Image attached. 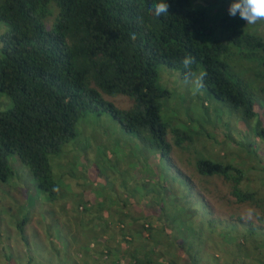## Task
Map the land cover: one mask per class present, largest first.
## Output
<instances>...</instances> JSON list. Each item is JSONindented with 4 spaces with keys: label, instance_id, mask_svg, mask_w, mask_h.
<instances>
[{
    "label": "trees",
    "instance_id": "1",
    "mask_svg": "<svg viewBox=\"0 0 264 264\" xmlns=\"http://www.w3.org/2000/svg\"><path fill=\"white\" fill-rule=\"evenodd\" d=\"M155 2L0 0V22L11 25L1 36L0 90L12 102L0 110L1 181L14 175L8 159L13 153L37 186L56 197L59 189L51 179L49 158L61 153L89 112L108 113L124 130L166 156L172 150L168 131L176 146L190 141L189 132L162 116L161 98L169 91L157 84L159 63L175 67L185 80L198 76L199 85L237 116L255 120L253 132L264 142V124L256 117V100L264 91V36L246 31V22L228 15L212 21L209 11L194 7L192 0H167L169 14L156 18L150 8ZM51 3L57 7V19L46 28L41 21ZM104 93L124 94L132 106L120 108ZM194 168L201 176L229 184L234 201L253 208L259 223H226L215 218L201 198L199 219L184 215L179 222L161 224L151 213L145 217L147 223L135 229L120 218L116 239L107 228L113 225L106 222L109 215L106 223L90 226L97 249L77 243L89 250L82 263L115 264L127 256L128 264H264L262 190L243 185L246 179L250 184V176L230 161L202 155ZM185 193L182 204L188 203L189 191ZM190 207L186 206L188 212ZM210 245L218 247V253L210 252ZM27 264H34L32 258Z\"/></svg>",
    "mask_w": 264,
    "mask_h": 264
},
{
    "label": "rangeland",
    "instance_id": "2",
    "mask_svg": "<svg viewBox=\"0 0 264 264\" xmlns=\"http://www.w3.org/2000/svg\"><path fill=\"white\" fill-rule=\"evenodd\" d=\"M192 2L194 7L206 8L212 21L227 15L229 0ZM57 12L51 3L41 24L51 27ZM10 27L9 23L0 22V47L1 36ZM245 30L264 36V21L246 23ZM261 59L260 56L259 62ZM157 84L169 91L168 96L161 98L163 118L192 136L190 141L176 146L168 131L170 155L124 130L108 113L89 112L79 120L69 144L65 142L61 153L49 158L51 179L59 189L56 197L51 198L48 191L37 186L16 154L8 156L14 175L7 181L0 180V264H27L29 258L34 264H83L82 258L89 250L85 252V246L78 248L77 243L84 242L92 250L98 248L91 225L102 221L113 224L107 228L117 239L120 218L135 229L147 223L145 217L151 213L156 215L154 222L161 224L170 223V219L179 222L184 215L194 221L201 217V198L212 215L226 223H259L253 208L234 201L229 184L220 178L201 176L194 168L196 158L202 155L233 162L250 176V184L247 179L242 184L259 187L264 194V142L253 132L255 120L240 118L220 98L200 86L198 76L185 80L175 67L159 63ZM260 85L264 86V79ZM104 97L120 108L132 106V100L124 94ZM258 97L256 117L264 124V91ZM11 105L0 90V110ZM188 191V203L182 204ZM187 205L195 216L190 215ZM156 224L159 230L160 225ZM158 230V235H164ZM161 238L166 240L165 236ZM208 250L218 253L215 245ZM115 262L128 264L129 259L124 256Z\"/></svg>",
    "mask_w": 264,
    "mask_h": 264
},
{
    "label": "clouds",
    "instance_id": "3",
    "mask_svg": "<svg viewBox=\"0 0 264 264\" xmlns=\"http://www.w3.org/2000/svg\"><path fill=\"white\" fill-rule=\"evenodd\" d=\"M150 8L152 15L156 18L169 14L168 11L169 4L167 0H156L155 3L150 5ZM227 15L231 18L240 19L249 25H254L258 21H264V0H229L227 7ZM188 63H190V61L185 60V64L187 65ZM104 95L105 93L103 94V97ZM90 130L91 129H88V131ZM69 141L67 144H69ZM215 161H219V160H215Z\"/></svg>",
    "mask_w": 264,
    "mask_h": 264
}]
</instances>
